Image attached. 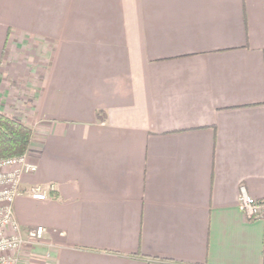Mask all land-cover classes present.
Returning a JSON list of instances; mask_svg holds the SVG:
<instances>
[{
  "label": "crops",
  "instance_id": "obj_1",
  "mask_svg": "<svg viewBox=\"0 0 264 264\" xmlns=\"http://www.w3.org/2000/svg\"><path fill=\"white\" fill-rule=\"evenodd\" d=\"M0 110L55 185L20 264H264V0H0Z\"/></svg>",
  "mask_w": 264,
  "mask_h": 264
},
{
  "label": "built area",
  "instance_id": "obj_2",
  "mask_svg": "<svg viewBox=\"0 0 264 264\" xmlns=\"http://www.w3.org/2000/svg\"><path fill=\"white\" fill-rule=\"evenodd\" d=\"M38 170V163L27 153L0 158V264H20L21 250L27 240L42 238L45 227L38 225L28 231V239L15 219L14 203L18 196L29 193L33 199L46 200L55 190L54 184H33L22 188L25 175ZM239 207L250 218L264 215V200L256 199L241 188Z\"/></svg>",
  "mask_w": 264,
  "mask_h": 264
},
{
  "label": "trees",
  "instance_id": "obj_3",
  "mask_svg": "<svg viewBox=\"0 0 264 264\" xmlns=\"http://www.w3.org/2000/svg\"><path fill=\"white\" fill-rule=\"evenodd\" d=\"M33 129L21 119L0 110V158L28 151Z\"/></svg>",
  "mask_w": 264,
  "mask_h": 264
},
{
  "label": "rangeland",
  "instance_id": "obj_4",
  "mask_svg": "<svg viewBox=\"0 0 264 264\" xmlns=\"http://www.w3.org/2000/svg\"><path fill=\"white\" fill-rule=\"evenodd\" d=\"M21 39H22V42L23 43L19 46L20 49L17 52H13L12 54L8 53L5 56L6 60H7L8 57H11L12 58V61L14 63L13 64V67L15 69H17L18 66H20L22 64L29 65V62H31V61H32L31 63L34 64L35 67L38 66L39 68H44V64L46 62V57L44 56L43 60H41L40 63H38V59H36V53H37V49H41L43 43H45V40L43 38H38L37 35L34 38H31L30 36H28V39H25L24 38V34L22 35ZM28 60H30V61H28ZM35 72L37 73V71H35ZM31 145H32V141H31ZM31 145H30V147H29V149H28V151L26 153L33 160L36 161V159L34 157V153L30 149L31 148ZM16 221H17V219H16ZM18 224H19V222H18ZM20 228H21V225H20Z\"/></svg>",
  "mask_w": 264,
  "mask_h": 264
}]
</instances>
